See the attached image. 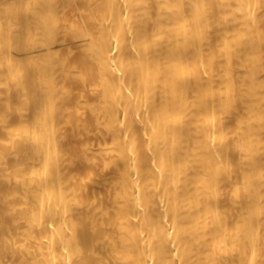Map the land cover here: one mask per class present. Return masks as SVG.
Segmentation results:
<instances>
[{"label":"bare ground","instance_id":"6f19581e","mask_svg":"<svg viewBox=\"0 0 264 264\" xmlns=\"http://www.w3.org/2000/svg\"><path fill=\"white\" fill-rule=\"evenodd\" d=\"M0 264H264V0H0Z\"/></svg>","mask_w":264,"mask_h":264}]
</instances>
